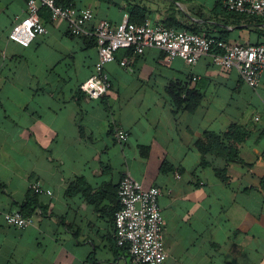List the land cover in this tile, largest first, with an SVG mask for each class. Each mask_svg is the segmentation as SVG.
Wrapping results in <instances>:
<instances>
[{
    "label": "crops",
    "instance_id": "obj_1",
    "mask_svg": "<svg viewBox=\"0 0 264 264\" xmlns=\"http://www.w3.org/2000/svg\"><path fill=\"white\" fill-rule=\"evenodd\" d=\"M75 4L94 11L84 35L46 18L48 33L25 48L8 35L26 0H0V211L35 220L20 230L0 218V264H134L115 240L126 172L163 192V264H264V73L254 90L210 55L188 65L154 48L140 56L120 50L105 67L108 93L93 100L81 89L98 61L93 33L101 20L117 24L139 9L153 25L256 45L264 43V19L231 15L222 0ZM172 84L202 95L194 113L176 109ZM232 124L249 131L240 146L245 164L203 157L196 141ZM116 128L127 143L116 140ZM215 169H226L228 181ZM35 182L52 194H34Z\"/></svg>",
    "mask_w": 264,
    "mask_h": 264
},
{
    "label": "built area",
    "instance_id": "obj_2",
    "mask_svg": "<svg viewBox=\"0 0 264 264\" xmlns=\"http://www.w3.org/2000/svg\"><path fill=\"white\" fill-rule=\"evenodd\" d=\"M227 11L264 19V0H222ZM50 11V22L64 20L69 32L76 37L86 33L85 27L95 15L90 7L78 8L75 0H26V14L17 16L8 35L9 41L28 48L40 35L48 33L41 10ZM93 36L98 49V61L90 79L81 89L89 98L98 100L108 93L112 83L105 72L108 64L116 61L120 50H129L133 55H142L146 49L162 51L168 61L182 59L195 65L202 57L210 55L213 64L226 70L236 69L244 82L256 90L264 73V43L240 45L226 42L218 37L202 36L177 30L149 21L138 24L131 15L124 13L119 23L101 20ZM131 58L123 60L122 67ZM196 80V78H194ZM257 120V119H256ZM116 140L125 144L129 140L126 130L116 128ZM34 194L51 195L40 182L30 186ZM120 207L114 216L115 240L118 247L126 249L134 264H163L167 259L164 245V216L159 199L163 192L158 187H145L126 172L117 189ZM5 225L20 230L34 224L33 217L21 211L2 212Z\"/></svg>",
    "mask_w": 264,
    "mask_h": 264
},
{
    "label": "trees",
    "instance_id": "obj_3",
    "mask_svg": "<svg viewBox=\"0 0 264 264\" xmlns=\"http://www.w3.org/2000/svg\"><path fill=\"white\" fill-rule=\"evenodd\" d=\"M136 12L138 14L132 12L131 21L138 24L144 23L145 20L142 21L138 17L141 15V11L136 9ZM228 13L237 17H252L231 13L229 11ZM41 16L43 20L46 18L50 19V11L47 8H43L41 10ZM219 39L226 41L223 38ZM168 92L170 93L174 106L177 110H186L190 113H194L202 102V95L200 93L195 90H188L186 88L180 87L177 84H172L168 89ZM248 135L249 131L245 126L240 124H232L223 133H215L211 131L205 132L203 136L196 141V147L203 157H205L207 154H215L222 157L226 161L227 165L231 163L245 164L240 157V146L245 142ZM205 164L206 161H203L202 165ZM166 166L167 165L164 164L163 171L166 170ZM226 172V169H215L218 179L223 182L228 181ZM28 204L32 208V205L34 206V201L30 199L28 200ZM26 210H28V207ZM27 212H29V210ZM21 213L25 215L23 212Z\"/></svg>",
    "mask_w": 264,
    "mask_h": 264
}]
</instances>
